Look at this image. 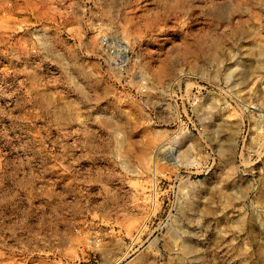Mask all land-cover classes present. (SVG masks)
Wrapping results in <instances>:
<instances>
[{
    "label": "rangeland",
    "instance_id": "rangeland-1",
    "mask_svg": "<svg viewBox=\"0 0 264 264\" xmlns=\"http://www.w3.org/2000/svg\"><path fill=\"white\" fill-rule=\"evenodd\" d=\"M0 264H264V0H0Z\"/></svg>",
    "mask_w": 264,
    "mask_h": 264
},
{
    "label": "bare ground",
    "instance_id": "bare-ground-1",
    "mask_svg": "<svg viewBox=\"0 0 264 264\" xmlns=\"http://www.w3.org/2000/svg\"><path fill=\"white\" fill-rule=\"evenodd\" d=\"M190 162H191V160H190Z\"/></svg>",
    "mask_w": 264,
    "mask_h": 264
}]
</instances>
